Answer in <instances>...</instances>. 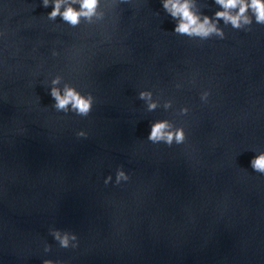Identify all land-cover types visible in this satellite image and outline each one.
<instances>
[{
    "label": "water",
    "instance_id": "water-1",
    "mask_svg": "<svg viewBox=\"0 0 264 264\" xmlns=\"http://www.w3.org/2000/svg\"><path fill=\"white\" fill-rule=\"evenodd\" d=\"M51 10L0 0V264H264V175L250 166L264 152V26L200 41L173 33L160 0H103L105 19L77 29ZM57 75L94 96L87 117L52 108ZM143 90L172 109L148 112ZM162 119L184 144L147 141Z\"/></svg>",
    "mask_w": 264,
    "mask_h": 264
},
{
    "label": "clouds",
    "instance_id": "clouds-1",
    "mask_svg": "<svg viewBox=\"0 0 264 264\" xmlns=\"http://www.w3.org/2000/svg\"><path fill=\"white\" fill-rule=\"evenodd\" d=\"M103 0H42L44 8L51 7L46 17L49 21L59 20L69 28L77 29L82 23L91 25L96 21L105 19L101 11ZM163 11L174 21L173 33L178 36H186L191 40L207 41L212 38L226 39L224 28L231 27L235 31H251L252 25L264 26V0H212L218 10L212 16L205 15L199 6L198 0H160ZM113 10L121 4H130L132 0H112ZM221 22L223 27H221ZM4 33H0V36ZM58 53L53 52V56ZM177 89L181 87L176 85ZM50 96L54 103L52 108L64 114L74 113L80 117H87L93 108L95 98L91 93L84 94L70 82H66L59 75L50 81ZM211 93L203 91L200 95L202 102H207ZM138 99L143 101L148 112L158 108L165 111L172 109L173 101L165 100L161 104L160 97H155L151 90H143L138 94ZM190 109L182 107L178 115L186 116ZM78 137L86 138L87 133L80 131ZM152 144H165L171 147L173 144L182 145L187 140V134L183 126H177L169 119L156 120L150 124V134L146 137ZM254 172L264 175V152L256 154L250 161ZM109 175L105 185L112 182ZM129 176L122 168H118L115 175V183L127 182ZM50 235L64 249L78 247V237L69 231L50 229ZM45 253L51 251V246L46 244ZM42 264H60L59 261L45 259Z\"/></svg>",
    "mask_w": 264,
    "mask_h": 264
}]
</instances>
